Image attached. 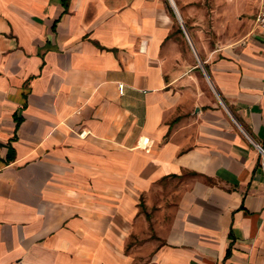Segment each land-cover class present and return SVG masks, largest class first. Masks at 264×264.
<instances>
[{"label":"crops","instance_id":"0c3cea01","mask_svg":"<svg viewBox=\"0 0 264 264\" xmlns=\"http://www.w3.org/2000/svg\"><path fill=\"white\" fill-rule=\"evenodd\" d=\"M259 7L0 0V264H264Z\"/></svg>","mask_w":264,"mask_h":264},{"label":"built area","instance_id":"2783aa9c","mask_svg":"<svg viewBox=\"0 0 264 264\" xmlns=\"http://www.w3.org/2000/svg\"><path fill=\"white\" fill-rule=\"evenodd\" d=\"M259 2H260V7L255 17L254 26L256 31H258L259 35L264 39V0H259ZM139 50L142 51V48L140 47ZM124 89L125 86L123 83L121 82L117 83V92L119 95H123ZM84 134L85 131L80 132V135H84ZM137 147L145 151H148L150 149L149 138L144 136L141 137L138 140ZM254 147L256 148L262 159H264V146H260L259 144H254Z\"/></svg>","mask_w":264,"mask_h":264},{"label":"rangeland","instance_id":"374dc122","mask_svg":"<svg viewBox=\"0 0 264 264\" xmlns=\"http://www.w3.org/2000/svg\"><path fill=\"white\" fill-rule=\"evenodd\" d=\"M139 206H140L139 207L140 214H142L147 219H150V217H151V215L153 213V210L148 205H146V203L143 200V198H140ZM137 229H138V226H137ZM134 242L140 243V241L137 239V234H131V238L129 240V245L133 244Z\"/></svg>","mask_w":264,"mask_h":264},{"label":"water","instance_id":"95a60500","mask_svg":"<svg viewBox=\"0 0 264 264\" xmlns=\"http://www.w3.org/2000/svg\"><path fill=\"white\" fill-rule=\"evenodd\" d=\"M177 18H178V16H177ZM178 20H179V18H178ZM179 22H180V20H179Z\"/></svg>","mask_w":264,"mask_h":264}]
</instances>
